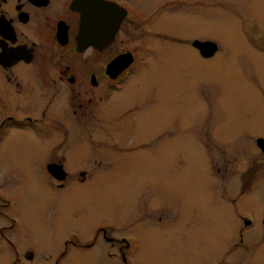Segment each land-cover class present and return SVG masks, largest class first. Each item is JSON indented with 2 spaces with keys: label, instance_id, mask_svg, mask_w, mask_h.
<instances>
[{
  "label": "rangeland",
  "instance_id": "1",
  "mask_svg": "<svg viewBox=\"0 0 264 264\" xmlns=\"http://www.w3.org/2000/svg\"><path fill=\"white\" fill-rule=\"evenodd\" d=\"M192 1L190 12L169 14L158 25V55L152 65L140 63L125 85L126 93L144 92L142 98L154 85V122L137 125L136 136L148 141L153 136L152 149L147 142L127 152L116 143L125 131L119 111L79 124V139L95 137V143H87L93 146L79 165L91 176L77 191L55 194L38 170L20 163L24 169L16 184L22 187L7 190L29 228L46 241L73 227L86 234L92 227V233L95 224L106 222L114 229L109 236L127 238L133 264H212L214 254L234 244L229 242L238 224L234 211L249 207L258 216L264 205V157L250 132L264 126V55L250 51L246 29L264 24V0ZM195 38L214 42L216 56L199 59L190 47ZM23 148L0 154V168L10 160L20 162L16 154ZM121 166L125 169L117 171ZM254 167L255 182L250 179ZM257 181V191L243 196L242 186ZM89 184L91 189L83 187ZM234 199L233 209L229 200ZM257 224L245 236H258ZM118 247L115 241L99 242L80 264H119L103 255L109 252L104 249L119 253ZM254 252L260 254L254 264H264V244ZM230 257L223 256L222 264Z\"/></svg>",
  "mask_w": 264,
  "mask_h": 264
},
{
  "label": "flooded vegetation",
  "instance_id": "2",
  "mask_svg": "<svg viewBox=\"0 0 264 264\" xmlns=\"http://www.w3.org/2000/svg\"><path fill=\"white\" fill-rule=\"evenodd\" d=\"M95 1L0 0V154L8 156L14 147L24 146L22 153L16 154L20 162L10 160L0 168V264H80L95 245L110 241L119 244V253L104 249L109 252L103 255L115 258L119 264H133L134 250L127 238L124 234L109 236L114 234V229L106 222L95 224L92 233H89L92 227L87 234L73 227L61 238L51 236L46 241L41 232L29 228L23 209L7 190L11 186L22 187L16 184V179L23 174L20 163H25L38 170V176L55 194L77 191L79 183H85L91 176L87 170H80L79 165L86 156V148L93 146L87 143H95V137H87L88 142L79 139L82 138L79 124L88 125L94 118L101 121L99 118L106 119L120 111V123L125 131L116 143L127 152L137 151L147 142L152 149L153 136L149 141L138 140L136 136L141 129L137 125L152 126L154 122V85L144 98V92L126 93L125 85L136 75L140 63H150L158 55L156 52L154 56V32L159 29L158 25L169 14L190 12L189 6L194 1L103 0L118 5L124 14L112 40L101 49L92 44L96 37L103 45L106 43L104 17L98 15L100 18L95 24ZM84 11L91 16L86 46L78 40ZM250 25L246 29L250 34L248 47L264 55V24ZM256 34H260L262 41L256 39ZM207 42L215 44L198 38L190 42L192 52L205 61L214 58L218 50L215 44L216 50L207 56L206 49L195 45ZM118 56L130 61L120 72L118 68H111ZM136 108L142 113L138 114ZM250 134L255 136V144L264 157L258 145L264 144V126H256ZM137 156L123 160H134ZM124 169L121 166L116 170ZM255 171L254 167L250 178L253 182ZM110 172L105 175L109 176ZM92 186L83 187L91 189ZM245 186L241 189L243 196L254 194L259 182L247 185L246 189ZM237 202L238 199L229 200L230 208L234 209ZM234 212L238 224L232 228L233 239L229 241L234 244L214 254L212 264H222L223 256H231L229 264L259 262L260 254L255 257L254 249L264 244V228L260 227L264 225V205H260L256 216L260 219L258 224L253 209L246 207ZM256 224L258 236H245ZM89 235L90 241L84 242Z\"/></svg>",
  "mask_w": 264,
  "mask_h": 264
},
{
  "label": "water",
  "instance_id": "3",
  "mask_svg": "<svg viewBox=\"0 0 264 264\" xmlns=\"http://www.w3.org/2000/svg\"><path fill=\"white\" fill-rule=\"evenodd\" d=\"M94 8H95V24H97L99 21L100 17L98 15H102L104 17L105 24H106V29L104 33V36L106 37V43L103 45V41L101 39H98L97 37L92 43L94 44L95 48L101 49L102 46H105L112 40L124 13L120 12L121 8L118 5L112 2L103 1V0H96L94 4ZM90 19H91V16L87 11L82 12L81 23H80L81 24L80 35H79L78 40H79V44L83 46H86L88 42L87 36L91 32L90 26H88V20L90 21ZM108 25L110 26V30H108ZM97 31L98 30H95V33H97ZM195 45H197L198 47L200 46L201 48L203 47L202 49H206L207 56L213 54L214 51L216 50L215 44L210 43V42L203 43V44H195ZM124 62L126 63L124 64ZM129 64H130V61H126L124 56H118L111 63V66H112L111 68L112 69L118 68L117 72H120V70L121 71L124 70ZM258 145L264 152V144L259 142Z\"/></svg>",
  "mask_w": 264,
  "mask_h": 264
}]
</instances>
